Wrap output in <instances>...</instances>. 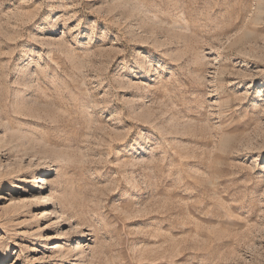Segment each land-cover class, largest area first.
Wrapping results in <instances>:
<instances>
[{
  "label": "rangeland",
  "instance_id": "obj_1",
  "mask_svg": "<svg viewBox=\"0 0 264 264\" xmlns=\"http://www.w3.org/2000/svg\"><path fill=\"white\" fill-rule=\"evenodd\" d=\"M0 264H264V0H0Z\"/></svg>",
  "mask_w": 264,
  "mask_h": 264
},
{
  "label": "bare ground",
  "instance_id": "obj_2",
  "mask_svg": "<svg viewBox=\"0 0 264 264\" xmlns=\"http://www.w3.org/2000/svg\"><path fill=\"white\" fill-rule=\"evenodd\" d=\"M249 59H250V63H253V62L255 61L254 58H253V56L249 57ZM42 174L44 175V176H43L44 178H45V177H48L49 175L52 174V170H51V169L44 170V171L42 172ZM43 182H44V181H43ZM45 189H46V187H45V182H44V184H42L41 190H45ZM45 200L48 202V201H49L48 197H45ZM84 238H85V237H83V238L77 240V242H78V241H79V242H78L77 246L75 247L76 250H78L79 248H81L82 245L86 242V240H84ZM85 239H86V238H85Z\"/></svg>",
  "mask_w": 264,
  "mask_h": 264
}]
</instances>
